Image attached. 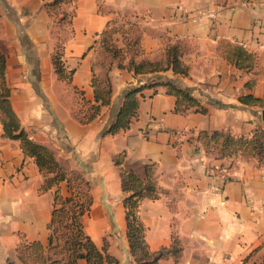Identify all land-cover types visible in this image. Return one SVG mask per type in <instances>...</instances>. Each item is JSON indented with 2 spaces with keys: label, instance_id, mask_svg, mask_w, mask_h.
<instances>
[{
  "label": "crops",
  "instance_id": "crops-1",
  "mask_svg": "<svg viewBox=\"0 0 264 264\" xmlns=\"http://www.w3.org/2000/svg\"><path fill=\"white\" fill-rule=\"evenodd\" d=\"M58 4L70 12V34L59 43L70 79L59 76L53 62L58 45L53 29L63 14L56 15ZM119 12L144 16L147 57H156L169 42L181 44L188 73L167 68L136 74L117 60L99 61L101 33ZM223 40L254 52V66L230 62L221 52ZM0 50L21 125L89 181L94 201L83 228L98 246L107 236L108 251L120 264H137L128 248L123 205L128 192L120 171L144 178L147 163H153L159 187L158 196L142 197L137 208L148 247L168 246L173 235L181 245L177 260L168 254L160 264L264 262V163L216 157L197 137L202 129L251 135L264 126V104L240 100L244 94L264 98V0H0ZM93 77L106 78L111 90L108 103L88 119L90 102H100L94 99ZM153 80L188 88L207 110L176 111V97L166 85L146 86L128 126L106 131L128 87ZM43 181L35 157L24 153L20 139L4 133L0 118V264H41L23 262L19 250L34 240L48 245L54 188L43 189ZM60 192L68 194L65 180ZM84 263L79 258L76 264Z\"/></svg>",
  "mask_w": 264,
  "mask_h": 264
},
{
  "label": "trees",
  "instance_id": "trees-1",
  "mask_svg": "<svg viewBox=\"0 0 264 264\" xmlns=\"http://www.w3.org/2000/svg\"><path fill=\"white\" fill-rule=\"evenodd\" d=\"M106 28L102 31L103 34ZM221 52L236 67L251 69L256 60L254 52L248 50L243 44L230 40L221 42ZM61 51L53 54V62L59 76L70 79L61 60ZM165 60L151 58L132 59L129 63L117 60L119 67H127L134 73H147L171 68L174 73L187 74L188 67L181 59V50L177 42H169L165 47ZM5 55L0 50V118L2 119L4 133L12 138H18L24 153L35 157L36 163L44 176L43 189L54 188V208L51 219L48 223V245L44 246L41 241L34 240L20 246L19 256L23 262L33 260L41 264H76L79 258L85 259L84 264H120L119 259L108 251L107 245L98 246L92 237L83 228L82 215L88 206H80L74 201L72 177L64 172L55 171L52 164L58 165V160L54 152L45 144L33 139L25 128L21 125L19 117L10 103V86L5 77ZM94 99L99 103L90 102V113L88 119L93 118L99 111L101 104H107L111 90L110 83L106 78L99 79L93 77ZM164 84L167 91L176 97L174 109L186 112L194 108L205 112L207 108L200 104L199 100L193 96L189 89L181 87L171 80H153L138 85L128 87L124 100L119 108L115 119L110 123L106 131L116 132L119 128L128 126L131 118L136 115L139 105L141 90L146 86H156ZM140 93V94H139ZM84 100V99H83ZM240 100L245 103L264 104V98L244 94ZM86 102V100H84ZM198 139L202 141L206 151L213 152L216 157L233 158L234 152H240L242 156L254 155L259 163H264V126L256 127L251 135H234L228 130H199ZM212 145H215L212 147ZM215 148V152L214 149ZM122 154H118L114 161L120 163ZM75 177H80V173L74 172ZM122 190L128 192L123 198L125 207L126 236L130 254L137 264H160L159 259L165 255L174 256L175 260L180 255L181 245L177 236H172V241L168 246H162L152 251L148 247L145 238V228L141 223L137 208L142 197L158 196L159 187L155 180L153 163L145 165V176L140 177L131 170L122 169L120 171ZM65 180L68 194L60 192V183ZM89 184V181H85ZM89 204L91 196L88 197ZM88 205V204H87ZM90 206V205H89ZM244 259L241 264H246Z\"/></svg>",
  "mask_w": 264,
  "mask_h": 264
},
{
  "label": "rangeland",
  "instance_id": "rangeland-1",
  "mask_svg": "<svg viewBox=\"0 0 264 264\" xmlns=\"http://www.w3.org/2000/svg\"><path fill=\"white\" fill-rule=\"evenodd\" d=\"M60 1L68 2L71 0H60ZM61 5L62 4H58L59 8L55 9L57 16L60 15L61 12L63 14L58 19L56 29H53L56 30L57 43H58L54 53L56 51H61L59 43L65 40V38L70 34V26L68 25L70 12L62 11ZM147 29H148V25L145 23L144 16L133 15V14L129 15L126 13L123 14L121 12H119L118 14L116 13L114 17H112V19L108 21V24L106 26V31L100 36V46L98 48L99 61L102 60L104 64H108L109 61L121 59L122 62L126 64L129 63L131 58L135 60H140L141 58H151V57H147V55L145 54L144 47L142 46L141 43L143 33L144 31H147ZM179 46L181 50V59H182L183 47L181 46V44H179ZM164 58H165V48L163 51H158L156 53V57H153L151 59H159L161 61H164L165 60ZM184 64L186 65L185 62ZM88 110H89V105H88ZM86 113L87 111H85V114ZM213 146L215 145H212V147ZM213 150L214 152L216 151L215 148ZM233 157L250 158L255 156L254 155L242 156L240 152L237 151L233 153ZM52 167H54L55 171L64 172L68 176L72 177L71 179L73 182L72 184L74 187L73 189L74 192H76L74 195L75 197L74 201L77 202L79 205L83 204V207L88 206L89 209L90 204L88 203L89 202L88 197L91 194L90 192H94V191L90 188V186H88V183L84 182L85 180L84 176L80 175V177L76 178L74 174L75 170L72 169L68 170V168H66L63 162H60L59 160H58V165L52 164ZM91 201L93 202L94 200ZM84 210L85 211L82 215L83 224H85L86 220H88L87 215H85L87 210L86 209ZM102 239H103L102 244H106L107 246H109L110 244L109 238L107 236H104ZM257 261H259V259L256 260V262ZM259 264H264V262H260Z\"/></svg>",
  "mask_w": 264,
  "mask_h": 264
},
{
  "label": "water",
  "instance_id": "water-1",
  "mask_svg": "<svg viewBox=\"0 0 264 264\" xmlns=\"http://www.w3.org/2000/svg\"><path fill=\"white\" fill-rule=\"evenodd\" d=\"M262 118L264 119V110H262ZM109 207V206H108ZM110 208V207H109ZM112 212V211H111Z\"/></svg>",
  "mask_w": 264,
  "mask_h": 264
},
{
  "label": "built area",
  "instance_id": "built-area-1",
  "mask_svg": "<svg viewBox=\"0 0 264 264\" xmlns=\"http://www.w3.org/2000/svg\"><path fill=\"white\" fill-rule=\"evenodd\" d=\"M210 15H213V13H209Z\"/></svg>",
  "mask_w": 264,
  "mask_h": 264
}]
</instances>
